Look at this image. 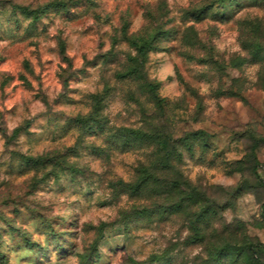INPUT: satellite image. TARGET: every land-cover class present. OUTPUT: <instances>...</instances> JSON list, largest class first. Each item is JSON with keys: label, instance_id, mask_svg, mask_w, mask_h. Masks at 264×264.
I'll use <instances>...</instances> for the list:
<instances>
[{"label": "rangeland", "instance_id": "rangeland-1", "mask_svg": "<svg viewBox=\"0 0 264 264\" xmlns=\"http://www.w3.org/2000/svg\"><path fill=\"white\" fill-rule=\"evenodd\" d=\"M256 160L264 0H0V264L264 262Z\"/></svg>", "mask_w": 264, "mask_h": 264}, {"label": "trees", "instance_id": "trees-1", "mask_svg": "<svg viewBox=\"0 0 264 264\" xmlns=\"http://www.w3.org/2000/svg\"><path fill=\"white\" fill-rule=\"evenodd\" d=\"M141 49H143V46H141ZM196 132H199V131H196ZM171 140L174 141L175 138L168 137V139H165V145L169 146V142H171ZM259 168H262L264 170V164L259 162V160H256L254 169H255V171H257V169H259ZM260 183L264 187V180L263 179H260ZM249 247H250V250H251L252 253H256L257 252V250H256L257 248L258 249H264V242L252 243ZM256 261H257L258 264H264L262 259H260L259 257H256Z\"/></svg>", "mask_w": 264, "mask_h": 264}]
</instances>
